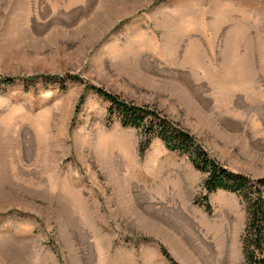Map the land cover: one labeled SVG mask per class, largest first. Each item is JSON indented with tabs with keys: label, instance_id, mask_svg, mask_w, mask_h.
<instances>
[{
	"label": "rangeland",
	"instance_id": "1",
	"mask_svg": "<svg viewBox=\"0 0 264 264\" xmlns=\"http://www.w3.org/2000/svg\"><path fill=\"white\" fill-rule=\"evenodd\" d=\"M93 86L264 176V0H0V264H246L241 197Z\"/></svg>",
	"mask_w": 264,
	"mask_h": 264
},
{
	"label": "trees",
	"instance_id": "2",
	"mask_svg": "<svg viewBox=\"0 0 264 264\" xmlns=\"http://www.w3.org/2000/svg\"><path fill=\"white\" fill-rule=\"evenodd\" d=\"M74 79L84 82L80 76H74ZM90 88L111 103L110 114L118 116L123 126L141 131L145 138L143 148L154 138H160L168 149L188 154L195 167L207 173L204 185L209 192L223 189L241 197L248 213L243 236L245 262L264 264V176L254 178L230 170L212 158L193 135L155 110L123 101L103 88ZM205 207L211 210L208 196L205 197ZM163 253L171 264H179L165 248Z\"/></svg>",
	"mask_w": 264,
	"mask_h": 264
}]
</instances>
